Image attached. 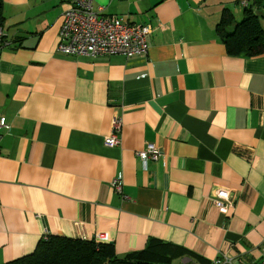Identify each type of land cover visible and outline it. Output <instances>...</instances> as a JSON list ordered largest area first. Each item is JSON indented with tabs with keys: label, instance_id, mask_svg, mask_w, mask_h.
<instances>
[{
	"label": "crops",
	"instance_id": "crops-1",
	"mask_svg": "<svg viewBox=\"0 0 264 264\" xmlns=\"http://www.w3.org/2000/svg\"><path fill=\"white\" fill-rule=\"evenodd\" d=\"M93 3L150 25L147 55H64V0H0V264L47 236L99 237L118 257L154 239L185 251L178 264H259L264 54L229 55L217 28L250 11L264 30V0ZM115 118L119 144L106 146ZM147 144L162 155L145 166ZM217 189L233 207L215 205Z\"/></svg>",
	"mask_w": 264,
	"mask_h": 264
},
{
	"label": "built area",
	"instance_id": "built-area-1",
	"mask_svg": "<svg viewBox=\"0 0 264 264\" xmlns=\"http://www.w3.org/2000/svg\"><path fill=\"white\" fill-rule=\"evenodd\" d=\"M66 9L62 16L57 50L64 55L89 56L92 58L122 55L126 58L147 55V38L152 32L150 25L127 22L120 16L104 15L102 6H94L93 0H64ZM0 129H10L4 118H0ZM121 121L115 118L110 136L106 137V146L119 144ZM1 139V135H0ZM140 161H156L162 155L154 144H147L137 152ZM123 176L117 174L111 181V187L117 193L122 191ZM212 200L217 207H233L234 197L228 189L215 190ZM99 237H96V240ZM217 264H230L231 259L224 256L216 260ZM259 264H264V252Z\"/></svg>",
	"mask_w": 264,
	"mask_h": 264
},
{
	"label": "trees",
	"instance_id": "trees-1",
	"mask_svg": "<svg viewBox=\"0 0 264 264\" xmlns=\"http://www.w3.org/2000/svg\"><path fill=\"white\" fill-rule=\"evenodd\" d=\"M231 24V16L223 17L217 28L229 55L252 57L264 54V30L256 16L247 11L229 32L226 29ZM184 254L178 246L151 239L143 250L118 257L113 245L94 238L47 236L39 241L33 253L4 264H171Z\"/></svg>",
	"mask_w": 264,
	"mask_h": 264
},
{
	"label": "rangeland",
	"instance_id": "rangeland-1",
	"mask_svg": "<svg viewBox=\"0 0 264 264\" xmlns=\"http://www.w3.org/2000/svg\"><path fill=\"white\" fill-rule=\"evenodd\" d=\"M187 261L189 262L188 259H185L184 261L181 260V264H184L185 262L188 263ZM189 263H191V262H189ZM171 264H178V262L175 260Z\"/></svg>",
	"mask_w": 264,
	"mask_h": 264
}]
</instances>
